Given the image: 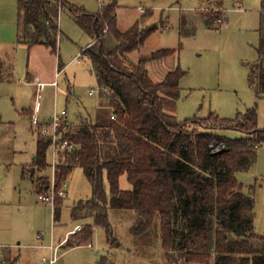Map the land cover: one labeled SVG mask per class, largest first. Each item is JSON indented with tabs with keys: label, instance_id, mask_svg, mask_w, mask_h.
Returning <instances> with one entry per match:
<instances>
[{
	"label": "trees",
	"instance_id": "obj_1",
	"mask_svg": "<svg viewBox=\"0 0 264 264\" xmlns=\"http://www.w3.org/2000/svg\"><path fill=\"white\" fill-rule=\"evenodd\" d=\"M64 5L93 36L84 53L104 88L100 103L105 106L103 99L109 101L117 115L111 120L108 114V123L90 117L73 131L64 130L67 121L60 128L73 148L63 151L68 162L57 166V187L67 180L75 165L83 168L92 184V196L80 199L71 209L75 221L83 215L93 218L75 233L77 244L91 242L94 227L100 226L116 245L110 209L130 210L136 215L131 232L139 246H149L160 237L166 251L179 250L194 264H207L213 259L214 264H264V234L257 233L254 225L256 199L243 191L237 176L257 161L258 149L264 145V127L257 125L256 108L238 112L232 119L211 113L179 120L175 112L186 71L177 65L157 81L147 67L148 62L166 58L175 50L159 48L140 55L137 62L130 61L128 53L142 47L159 26L146 25L151 17V11H147L121 30L116 1L91 12L65 0H18L19 41L57 51L59 10ZM221 8L219 4L213 15L204 14L207 25L219 28L216 21L227 20ZM261 15L259 59L250 67L251 85L256 77L264 82V0ZM222 128L240 130L244 136L231 138L217 133ZM40 133L30 163L33 172L50 165L52 138ZM215 140L224 141L226 147L213 151ZM123 175L130 188L121 187ZM37 186L39 192L46 190L49 178L39 177ZM62 198L57 199L55 218L60 215ZM73 243L69 238L68 244ZM108 262L107 255L98 260V264ZM15 263L16 259L0 257V264Z\"/></svg>",
	"mask_w": 264,
	"mask_h": 264
},
{
	"label": "rangeland",
	"instance_id": "obj_2",
	"mask_svg": "<svg viewBox=\"0 0 264 264\" xmlns=\"http://www.w3.org/2000/svg\"><path fill=\"white\" fill-rule=\"evenodd\" d=\"M65 1L91 12H97L101 5L116 1L118 27L121 30L130 27L143 13L151 11L146 25L157 24L159 29L149 35L142 47L128 53V59L137 62L140 55L159 48L175 50L166 58L148 62L147 67L151 77L157 81L177 65L186 71L181 77L175 112L179 120L207 117L211 113L232 119L238 112L244 113L254 107L257 125L264 127V82L256 77L251 85L248 78L251 65L259 59L257 46L262 20L261 0H243L244 11L235 7L234 0H223L226 11L223 8L222 11L226 12L227 20L216 21L215 24L221 26L219 28L210 27L203 20L204 14L217 12L219 0ZM18 18V0H0V73L12 75L9 83L0 81V242H16L21 238L22 243H29L28 240L33 241L38 229L51 233L49 209L51 213L53 209L38 198L32 182L37 173L28 172L29 166L23 170V165L31 161L38 134H41L39 128L32 124L30 110L41 104L39 117L45 123L52 120L55 111L65 108L67 116L73 121L64 130L73 131L90 118L88 112L98 121L108 123L112 107L105 99V106L97 105V99L99 103L102 101L97 89L99 84L93 63L84 53V49L92 43L93 36L79 25L77 17L66 5L59 10L55 52L43 44L30 46L20 43ZM166 25L169 27L165 28ZM262 60L264 63V55ZM9 66H12V70ZM28 73L36 74L47 82L39 98ZM55 78L59 82L57 86L50 84ZM91 88L96 90L93 94H89ZM217 133L231 138L244 136L242 131L232 128L218 129ZM225 147L226 143L222 140L212 143V150L216 152ZM48 159L49 162L53 160L51 148ZM66 162L64 154H60L59 164ZM47 173L52 174L51 167ZM237 176L243 184V191L252 193L256 199L255 231L264 234V145L258 149L257 161L249 169L239 171ZM122 178L121 187L129 188L131 184L126 177ZM43 191L45 189L40 192ZM107 191L110 194L109 186ZM91 196L90 180L83 168L75 165L67 178L66 195L60 202L61 221L52 223L54 237L58 238L77 223L93 222V218L85 215L78 221L71 217L72 206L80 199ZM110 220L119 244H112L106 238L104 229L95 226L92 246L84 245L70 251L61 261L79 264L73 254L81 252L84 261L80 264H96L101 255L110 257L108 264H194L187 261L181 251L162 248L160 237L149 246H139L131 232V227L136 223L134 211L110 209ZM5 226L9 229H4ZM70 238L77 244L75 233ZM131 241L132 246H139L141 250L129 251ZM6 245L11 246L8 242ZM39 256L29 261L22 256L15 264H40ZM207 264H214V259Z\"/></svg>",
	"mask_w": 264,
	"mask_h": 264
},
{
	"label": "built area",
	"instance_id": "obj_3",
	"mask_svg": "<svg viewBox=\"0 0 264 264\" xmlns=\"http://www.w3.org/2000/svg\"><path fill=\"white\" fill-rule=\"evenodd\" d=\"M238 10L243 11L244 8L240 4L237 7ZM169 26L166 25L165 28H168ZM107 29H105L106 31ZM80 58V56H78ZM60 70H58L57 75H59ZM51 85L57 86L58 80L55 78L52 82H50ZM37 86V93L39 94L42 90L45 89L47 86V82L45 81H37L36 82ZM98 91H101V86H97ZM96 90L94 88H91L89 91L90 94H93ZM67 115L68 111L67 109L63 108L60 111H55L52 116V120L50 122H41L40 117H39V110L38 106L36 105L32 111L31 118H32V124L36 127L39 128L40 132H42L45 135H48L52 138V143H51V151H52V163L51 167L53 169V174L51 176L49 186L48 188L43 191L38 193V198L46 203L50 204L51 207L53 208V211L56 208V202L59 197H64L66 195L67 191V180L63 181L62 185L60 187H57V181H56V169H57V158L58 154L60 152H63L67 149H72L73 144L70 143L67 139H65L62 135V132L60 131L61 126L63 125L64 122L67 120ZM109 116L111 120H116L117 115L114 110V108H111V112H109ZM83 228L82 225H76L73 229L68 231L64 238L61 240V242L57 245L53 244V233L51 232V242L49 244H43L39 243L41 246H47L50 248V254L48 255H43L41 257V264H54L58 258H59V247H61L63 244H65L68 239L70 238L71 234H74L78 231H81ZM37 237L39 240L44 239V235L42 233H38ZM88 246H92V243H88ZM1 254V250H0Z\"/></svg>",
	"mask_w": 264,
	"mask_h": 264
},
{
	"label": "crops",
	"instance_id": "obj_4",
	"mask_svg": "<svg viewBox=\"0 0 264 264\" xmlns=\"http://www.w3.org/2000/svg\"><path fill=\"white\" fill-rule=\"evenodd\" d=\"M210 1V0H209ZM234 2V5H235V7L237 8L240 4L241 5H244V3H243V0H234L233 1ZM219 4L222 6V8H223V10L224 11H226L225 10V8H224V1L223 0H219ZM245 6V5H244ZM221 8V9H222ZM244 11V10H243ZM245 11H246V8H245ZM226 13V12H225ZM203 18V17H202ZM204 20V19H203ZM210 27H212V26H210ZM221 27V26H220ZM20 42V41H19ZM20 43H22V42H20ZM23 44H26V43H23ZM37 45V44H36ZM40 45V44H39ZM78 56V55H77ZM13 66V65H12ZM12 66H9L8 68H10L11 70H12ZM64 68V67H63ZM174 68V67H173ZM172 68V69H173ZM170 70V69H169ZM28 75L30 76V78L32 79L31 81L34 83V85H35V92H36V94H37V97L39 98V95L43 92V90L38 94L37 93V86H36V82L37 81H42L41 79H39L38 78V76H36V74L35 75H32L31 73H28ZM12 75H10V74H8V75H6L5 76V73H0V81H2V82H7V83H9L8 81H11L12 79V77H11ZM53 81V80H52ZM98 81V80H97ZM58 84H59V82H58ZM57 84V85H58ZM99 84V83H98ZM90 94V93H89ZM98 98V97H97ZM97 105H98V107H100V106H102L100 103H99V99H97ZM38 106V110L40 111V107H41V104H39V105H37ZM98 107H97V110H98ZM32 111H33V109H31L30 110V113L32 114ZM87 115H88V117H92V115L88 112L87 113ZM67 124L68 125H70V123L73 121L72 119H70L69 118V116H67ZM35 129V128H34ZM34 132H35V134L37 133V131H35L34 130ZM38 134V133H37ZM36 149H37V140H36ZM35 153H36V150H35V152H33L32 153V156H31V161L30 162H27V163H25L24 165H23V170H25V169H27L28 168V166H29V171L28 172H32V173H37V175H36V177H35V179L34 180H32V182H33V185H34V189H35V191L36 192H38L39 193V189H38V186H37V179L39 178V177H41V176H47L48 178H49V182H50V179H51V176H52V174H53V169H52V174L50 175V174H48L47 173V170L51 167V163H52V161L50 162V167H48L46 170H44V171H41V172H39V171H36V172H33V171H30L31 169H30V163L32 162V160L34 159V156H35ZM60 154H63V152H60L59 154H58V158H57V163L59 164L60 163ZM57 164V165H58ZM52 168V167H51ZM74 168V167H73ZM73 170V169H72ZM28 174V173H27ZM25 175V174H24ZM24 175H23V177H24ZM26 176H28V175H26ZM69 176V175H68ZM123 177H126V179H127V176L126 175H123ZM122 178V177H121ZM123 179V178H122ZM128 180V179H127ZM129 182V181H128ZM109 185H108V183H107V187H108ZM126 187V186H125ZM131 187V186H130ZM129 187V188H130ZM50 210V216H51V227H50V229L52 228V233H53V244L54 245H57V244H59L60 242H61V240L64 238V236L66 235V233L68 232V231H70V230H66V231H64L63 233H61L60 234V236L58 237V238H56V237H54V232H53V222L54 223H59L60 221H61V208H60V215H59V217L57 218V220H56V218H55V210L53 211V209H52V213H51V209H49ZM254 221H255V219H254ZM85 224V223H84ZM84 224H80V223H77L76 225H84ZM75 225V226H76ZM57 226H58V224H57ZM56 226V228H58ZM74 226V227H75ZM61 228V227H60ZM2 229V228H1ZM4 229H6V230H8L9 228H7V226H5L4 227ZM73 229V228H72ZM38 233H42L43 235H44V239L43 240H39L38 239V237H37V234ZM19 236V235H18ZM10 243L11 244V246H9V245H6V243ZM7 242H0V250H1V254H0V257H6V258H8V259H16V261H18L19 259H21V257L22 256H25L26 258V260H30L31 258H36V257H38L39 255V252H42L41 253V255L39 256V258L41 259V256L42 255H48V254H50V248L49 247H47V246H41V245H39V243H43V244H49L50 242H51V233H48V231H44V230H37V232L35 233V236H34V238H33V241L32 240H28V242L29 243H22V239L20 238L18 241H12V240H8ZM89 243H91V242H89ZM73 244H75V243H73ZM88 243H84V244H75V245H69L68 244V241L65 243V244H63L61 247H59V258H58V260L54 263V264H59V262L62 260V258L64 257V256H66L70 251L72 252V251H74V250H76L77 248H80V247H83L84 245H87ZM137 245V244H136ZM138 246V245H137ZM89 247H91V246H89ZM161 247H162V245H161ZM28 248H31L32 250H29ZM63 248V249H62ZM163 248V247H162ZM21 249H28V250H24V251H22ZM60 250H61V252H62V255H61V252H60ZM140 251L141 250V248L138 246V247H134V246H132V241H131V246L129 247V251H132V252H135V251ZM163 251H164V249H162ZM165 252V251H164ZM73 256H76L77 258H78V260H79V264H80V262L82 261H84V257H83V255H82V253L81 252H76V253H74L73 254ZM102 256V255H101ZM101 256H99V258H98V260L101 258ZM110 258V257H109ZM40 259H39V261H40ZM98 260H97V263L96 264H98ZM30 263V262H29ZM41 264V263H40ZM61 264H70V263H68L67 261H61Z\"/></svg>",
	"mask_w": 264,
	"mask_h": 264
},
{
	"label": "water",
	"instance_id": "obj_5",
	"mask_svg": "<svg viewBox=\"0 0 264 264\" xmlns=\"http://www.w3.org/2000/svg\"><path fill=\"white\" fill-rule=\"evenodd\" d=\"M120 242L119 241H117V244H119Z\"/></svg>",
	"mask_w": 264,
	"mask_h": 264
}]
</instances>
